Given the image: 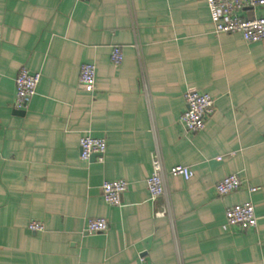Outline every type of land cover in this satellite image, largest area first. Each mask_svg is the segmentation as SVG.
<instances>
[{
	"label": "crops",
	"instance_id": "obj_1",
	"mask_svg": "<svg viewBox=\"0 0 264 264\" xmlns=\"http://www.w3.org/2000/svg\"><path fill=\"white\" fill-rule=\"evenodd\" d=\"M87 63L92 94L78 87ZM20 68L40 73L23 112ZM190 89L214 99L198 133L179 123ZM83 135L105 139L102 162L80 160ZM156 145L166 169L193 172L167 177L162 218L145 185ZM226 175L241 186L217 196ZM113 180L128 185L121 207L101 195ZM246 202L256 228L224 232L226 209ZM97 218L107 231L87 233ZM0 264H264V40L214 34L202 0H0Z\"/></svg>",
	"mask_w": 264,
	"mask_h": 264
},
{
	"label": "built area",
	"instance_id": "obj_2",
	"mask_svg": "<svg viewBox=\"0 0 264 264\" xmlns=\"http://www.w3.org/2000/svg\"><path fill=\"white\" fill-rule=\"evenodd\" d=\"M209 11L210 20L213 25V33L238 34L246 43H258L264 40V16L247 17L243 12L254 11L264 7V0H202ZM123 60V54L118 46H113L110 51V62L119 66ZM95 65L91 63L81 65L78 75V87L85 93L92 94L95 87ZM40 80V73H30L25 68H20L14 79V98L12 108L15 111H23L29 99L36 94ZM146 88L145 83L143 84ZM186 109L179 117V123L187 133H198L205 127L206 121L214 113V99L207 93L187 90L184 93ZM106 152V141L103 138H95L90 135H83L79 140V158L83 162H89L93 157L99 162L103 161ZM168 176L181 177L189 181L193 172L189 167L173 166L169 169L164 167L161 152L156 145L151 155L150 175L145 181L148 200L155 203L157 199H165V207L154 212L155 218L170 216L168 204V193L166 179ZM125 180L105 181L100 190L104 202L113 207H121L122 196L127 190ZM241 181L237 175H226L216 185L217 196H225L237 191ZM256 191L250 189L251 193ZM225 222L222 225L224 232L229 230L247 231L257 226L254 205L246 202L226 209L224 214ZM108 224L103 218L88 219L85 230L90 234L105 233ZM28 230L32 233L42 232V223L31 221ZM142 260V259H141ZM143 261V260H142Z\"/></svg>",
	"mask_w": 264,
	"mask_h": 264
},
{
	"label": "water",
	"instance_id": "obj_3",
	"mask_svg": "<svg viewBox=\"0 0 264 264\" xmlns=\"http://www.w3.org/2000/svg\"><path fill=\"white\" fill-rule=\"evenodd\" d=\"M19 112H23V111H19Z\"/></svg>",
	"mask_w": 264,
	"mask_h": 264
}]
</instances>
